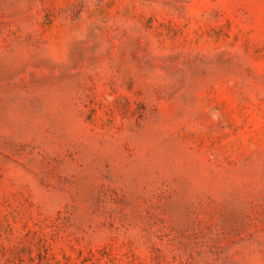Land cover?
Here are the masks:
<instances>
[{"label": "rangeland", "instance_id": "rangeland-1", "mask_svg": "<svg viewBox=\"0 0 264 264\" xmlns=\"http://www.w3.org/2000/svg\"><path fill=\"white\" fill-rule=\"evenodd\" d=\"M0 264H264V0H0Z\"/></svg>", "mask_w": 264, "mask_h": 264}]
</instances>
